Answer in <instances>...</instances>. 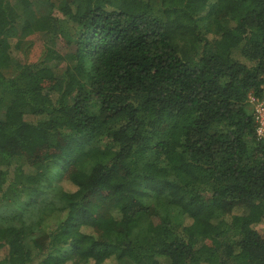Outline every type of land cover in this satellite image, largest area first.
<instances>
[{"label": "trees", "instance_id": "trees-1", "mask_svg": "<svg viewBox=\"0 0 264 264\" xmlns=\"http://www.w3.org/2000/svg\"><path fill=\"white\" fill-rule=\"evenodd\" d=\"M42 1L0 0V264H264V0Z\"/></svg>", "mask_w": 264, "mask_h": 264}, {"label": "rangeland", "instance_id": "rangeland-1", "mask_svg": "<svg viewBox=\"0 0 264 264\" xmlns=\"http://www.w3.org/2000/svg\"><path fill=\"white\" fill-rule=\"evenodd\" d=\"M13 4H17V3H20V0H10ZM32 1V8H34L36 10V12L38 14H45L47 11H48V4H46L45 2H43L42 0H30ZM207 24H200V26L204 27L206 26ZM34 44H35V47L32 48L31 52H30V55L29 57L33 54V52L35 51H38L40 49V47L46 43V39L44 37H36V38H30ZM61 43H58L57 47L58 48H61ZM259 100H262L264 102V98L263 99H259ZM249 104V103H248ZM250 105V104H249ZM250 109L252 110V105H250ZM59 186L64 190V191H67V192H72L75 190V187H73L71 184H67V183H60ZM58 216L56 215H52V216H49L48 218H46V221H45V225L48 227V228H53L54 224L57 223L58 221ZM175 223H180L182 221V219L176 217L174 219ZM2 255V254H1Z\"/></svg>", "mask_w": 264, "mask_h": 264}, {"label": "built area", "instance_id": "built-area-1", "mask_svg": "<svg viewBox=\"0 0 264 264\" xmlns=\"http://www.w3.org/2000/svg\"><path fill=\"white\" fill-rule=\"evenodd\" d=\"M247 102L252 105L256 140L264 142V102L252 95L248 96Z\"/></svg>", "mask_w": 264, "mask_h": 264}]
</instances>
